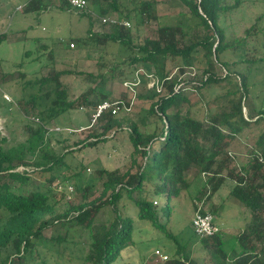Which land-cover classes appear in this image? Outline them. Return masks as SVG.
<instances>
[{
	"label": "trees",
	"instance_id": "1",
	"mask_svg": "<svg viewBox=\"0 0 264 264\" xmlns=\"http://www.w3.org/2000/svg\"><path fill=\"white\" fill-rule=\"evenodd\" d=\"M31 1L17 10L27 12ZM176 1L188 11L175 23L154 15L151 0H90L98 16L115 13L130 27L119 21L97 31L94 23L59 49L50 39L25 36L33 46L17 64L18 88L8 92L14 104L0 94L1 112L14 109L25 118L24 138L10 140L0 131V264H119L122 253L152 231L170 254L165 264H264V110L255 117L245 113L248 73L264 63V0ZM258 4L263 11L240 28L245 5ZM61 6L69 7L65 0ZM152 23L156 29L144 35ZM7 38L1 33L0 45ZM0 74L4 89L1 60ZM108 83L130 84L149 107L106 113L84 139L72 138L75 129L60 131L58 153L45 127L69 111L112 100ZM118 132L127 133L131 155L142 156V165L134 159L124 172L103 169L85 177L88 167L79 162L63 181L78 180L81 200L56 191L55 172L68 156L114 140ZM192 169L197 172L190 179ZM224 171L222 183L232 186L221 205L243 207L244 225L233 234L221 229L200 237L192 229L189 235L180 227L182 197L218 190L215 179ZM29 172L49 173L47 184L31 186ZM100 180L103 189L94 196ZM201 212L219 215L217 208ZM54 227L57 234L50 233ZM70 245L78 248L76 256L66 255Z\"/></svg>",
	"mask_w": 264,
	"mask_h": 264
},
{
	"label": "rangeland",
	"instance_id": "2",
	"mask_svg": "<svg viewBox=\"0 0 264 264\" xmlns=\"http://www.w3.org/2000/svg\"><path fill=\"white\" fill-rule=\"evenodd\" d=\"M30 0H0V34L7 32L8 38L0 45V60L2 61V66L6 73L5 83H3L4 89H0V94H2L5 99V95H8L12 102L9 100L5 101L7 103L14 104V99L12 95L8 92L16 91L17 87V64L21 61L22 55L26 49L33 46V43L29 39H25L27 35L30 37H42L44 39H50L51 45L54 48H63L70 39H76L79 37H84L87 35V31L94 24L95 29H104L102 26L100 16L97 15L96 10L98 8L95 5H91L90 0L88 1V10L82 11L72 7L61 6V0H40L42 2L40 5H34V1L30 2V7L26 12V8L22 7L17 10V6L24 5ZM154 1L153 13L154 15L161 17L163 23H175L176 15L181 12H187L188 9L176 0H151ZM263 11L261 4L258 5H245L244 7V22L239 23V27L243 28L244 25L249 26L254 22L257 14ZM107 16L117 17V14L110 13ZM100 20V21H99ZM157 25L152 23L145 26L142 30L143 34L146 35L150 30L156 29ZM106 29V28H105ZM237 61H240L239 56L235 55L232 57ZM239 70H244V65H241ZM185 71L188 74H192V69L187 68ZM177 73V69L174 70ZM250 79V95L246 101L245 113L248 115L256 116L258 110H264V63L257 64L249 71ZM1 77V74H0ZM1 79V78H0ZM1 81V80H0ZM7 83V84H6ZM12 84V86H11ZM127 84V83H125ZM121 84H107V89L112 93V100L117 99H127L130 101V107L123 109L124 111L139 112L142 108H148L149 102H142L138 100L130 88V86ZM8 85L11 86V91L7 90ZM152 82L149 83L148 87H152ZM188 95L193 99L194 102L198 101L196 94L193 95L191 91H188ZM91 109L82 110H72L64 115L60 116L56 123L54 122L53 128L59 127L64 134L72 132L73 129L77 130L72 138L77 137V139L86 138L91 132L89 127L91 124ZM122 110L119 114H122ZM25 124V118L19 116L14 112V109H10V112H1L0 110V131L3 136L11 139H22L25 136V129L23 128ZM51 131L47 134L48 138L52 139L53 146L58 153H61V139L63 135L60 132ZM85 128V129H84ZM68 129V130H67ZM113 131L109 136H111ZM71 138V142L74 140ZM157 147V146H154ZM132 148L129 141V137L125 132H118L114 140L108 141L106 143H100L96 148H87L75 156L67 157L65 162L60 165V168L55 172L59 175L58 181L54 184L56 191L59 193H66L69 197L77 198L81 200L83 195L82 191L75 189V183H79L77 179L63 181L65 177L72 175L75 170H69L70 168H76L79 170V162H83L87 165L88 169L85 177L90 175L94 176V173L103 169H120L122 172L127 169L132 168V162L135 159L138 166L142 165L144 159L142 156L131 155ZM30 167H26L28 169ZM17 170H24V166L19 167ZM30 170H32L30 168ZM197 171L195 169L190 170V179L195 175ZM226 175V171L222 173L221 176L215 179L216 182L220 181V188L216 191L211 192L205 191L202 193L193 194V200L188 198L187 195L182 197L183 207L180 211L183 220L180 222V227L183 225L186 228V232L189 235L193 234V228L191 227V222L194 214L198 209L210 211L211 209L217 208V217L213 215L214 222L217 226L223 229L225 232L233 234L239 231L240 227L244 225V217L241 216L240 212L244 208H240L234 204L225 205L223 208L221 205L224 198L228 196V192L231 188V182L226 181L222 183L221 177ZM30 185L31 186H45L47 184V178L49 173L44 172H29ZM201 184H196L199 188ZM73 187V191L70 192V188ZM28 187L27 189H30ZM102 180L97 182L95 186L94 196L99 195L102 191ZM195 192V190H194ZM224 210H223V209ZM2 213V212H0ZM179 214V215H180ZM212 214V213H211ZM183 224V225H181ZM59 228H55L50 232L52 234H57ZM157 233L155 231L149 232L148 234H143L137 238V244L126 249L119 259V264H165L164 260L156 257V251L159 250L163 255L170 258V254L166 252L165 246L159 244L153 239L157 238ZM168 242L163 241L162 243ZM78 248L72 247L70 245L65 253L69 257L76 256ZM79 255V253H78ZM66 264H76V262H66Z\"/></svg>",
	"mask_w": 264,
	"mask_h": 264
},
{
	"label": "built area",
	"instance_id": "3",
	"mask_svg": "<svg viewBox=\"0 0 264 264\" xmlns=\"http://www.w3.org/2000/svg\"><path fill=\"white\" fill-rule=\"evenodd\" d=\"M67 5L69 7L79 9L82 11H87L88 10V1L87 0H65ZM22 7H19L18 9L20 10ZM100 20L102 23V26H104V29H96L97 31H104L105 28L109 27V25L117 23L120 21L121 24L125 25L126 27H130V22L128 21H121L118 17L114 16H100ZM99 20V21H100ZM73 46V45H71ZM127 85V84H125ZM130 88L132 89V86L128 84ZM133 90V89H132ZM5 99L10 102H12V99L8 96L5 95ZM130 107V105H129ZM126 105V102L120 98L117 100H106L97 105L96 108L93 109L92 114H91V124L89 127H93L99 120H101L106 113H110L112 115L118 114L122 109H127L129 108ZM83 109V108H82ZM33 121L40 123L38 118H32ZM51 128L53 127H45L47 130V134L51 131ZM85 129V128H84ZM54 131H62L59 127L53 128ZM68 130V129H67ZM71 190L70 192L73 191V187H69ZM202 209H198L192 219V228L194 232L200 236V237H211L218 233L221 228L217 226L214 222V217L211 213L206 212L202 213ZM156 257L160 258L162 261H166L168 259V256L163 255L159 250L156 252Z\"/></svg>",
	"mask_w": 264,
	"mask_h": 264
},
{
	"label": "clouds",
	"instance_id": "4",
	"mask_svg": "<svg viewBox=\"0 0 264 264\" xmlns=\"http://www.w3.org/2000/svg\"><path fill=\"white\" fill-rule=\"evenodd\" d=\"M53 127V126H52Z\"/></svg>",
	"mask_w": 264,
	"mask_h": 264
}]
</instances>
